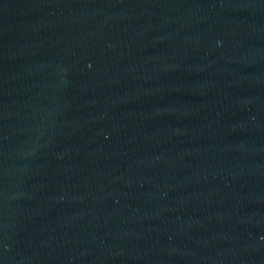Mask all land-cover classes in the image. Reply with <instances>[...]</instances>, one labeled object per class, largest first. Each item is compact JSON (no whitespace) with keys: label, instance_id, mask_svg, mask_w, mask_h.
Listing matches in <instances>:
<instances>
[{"label":"water","instance_id":"obj_1","mask_svg":"<svg viewBox=\"0 0 264 264\" xmlns=\"http://www.w3.org/2000/svg\"><path fill=\"white\" fill-rule=\"evenodd\" d=\"M0 264H264V0H0Z\"/></svg>","mask_w":264,"mask_h":264}]
</instances>
